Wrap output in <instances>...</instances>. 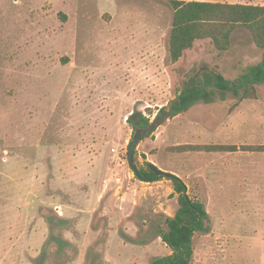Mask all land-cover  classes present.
<instances>
[{
  "label": "rangeland",
  "instance_id": "rangeland-1",
  "mask_svg": "<svg viewBox=\"0 0 264 264\" xmlns=\"http://www.w3.org/2000/svg\"><path fill=\"white\" fill-rule=\"evenodd\" d=\"M189 1V0H186ZM201 1V0H198ZM264 5V0H203ZM169 0H0V264H150L177 209L167 178L126 163L133 110L151 121L205 69L233 81L264 50L237 27L171 62ZM170 116L134 150L184 182L205 230L190 264H264V82ZM179 144L233 152H170Z\"/></svg>",
  "mask_w": 264,
  "mask_h": 264
},
{
  "label": "trees",
  "instance_id": "trees-1",
  "mask_svg": "<svg viewBox=\"0 0 264 264\" xmlns=\"http://www.w3.org/2000/svg\"><path fill=\"white\" fill-rule=\"evenodd\" d=\"M172 20L168 36V56L176 62L185 50L196 40L209 39L218 51H225L230 45L231 33L242 27L250 33L254 44L264 50V5L222 3L198 0H169ZM264 82V53L260 63L247 66L233 81L226 80L220 73L205 69L201 75L190 76L180 93L170 104L172 116L177 115L196 102L209 101L212 97L224 99L231 93L239 99L255 97V85ZM163 111V110H161ZM126 121L134 130L149 123L136 110ZM170 152H233L236 145L225 144H179L168 148ZM243 150L264 152V145L243 146ZM138 179L152 182L160 180L147 167L138 168ZM171 181L177 194V209L173 216H166L158 236L169 247L171 253L154 257L150 264H190L192 260L191 238L196 231L205 230L203 221L207 212L202 203L191 199L186 193L184 182L175 178Z\"/></svg>",
  "mask_w": 264,
  "mask_h": 264
},
{
  "label": "water",
  "instance_id": "water-1",
  "mask_svg": "<svg viewBox=\"0 0 264 264\" xmlns=\"http://www.w3.org/2000/svg\"><path fill=\"white\" fill-rule=\"evenodd\" d=\"M171 116V109L166 108L159 114H157L151 121H149L148 125L145 127H136L133 130V134L131 140L128 144L127 152H126V163L129 168L132 170L134 176L138 178V168L134 161V150L136 149L138 143L143 139L147 138L150 134H152L155 130H157L166 120H168ZM146 167L154 173L158 177L163 178H175L178 181L182 182L181 178L177 175L163 170L157 167L155 164L151 162L146 163Z\"/></svg>",
  "mask_w": 264,
  "mask_h": 264
},
{
  "label": "crops",
  "instance_id": "crops-1",
  "mask_svg": "<svg viewBox=\"0 0 264 264\" xmlns=\"http://www.w3.org/2000/svg\"><path fill=\"white\" fill-rule=\"evenodd\" d=\"M201 1H203V0H201Z\"/></svg>",
  "mask_w": 264,
  "mask_h": 264
}]
</instances>
